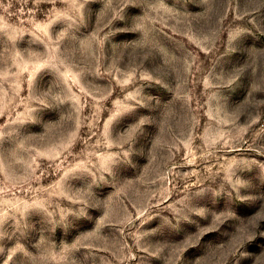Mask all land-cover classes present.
<instances>
[{
    "label": "rangeland",
    "instance_id": "1",
    "mask_svg": "<svg viewBox=\"0 0 264 264\" xmlns=\"http://www.w3.org/2000/svg\"><path fill=\"white\" fill-rule=\"evenodd\" d=\"M0 264H264V0H0Z\"/></svg>",
    "mask_w": 264,
    "mask_h": 264
}]
</instances>
